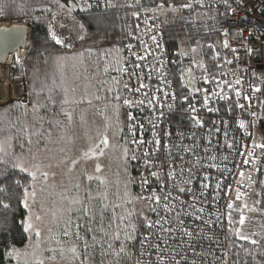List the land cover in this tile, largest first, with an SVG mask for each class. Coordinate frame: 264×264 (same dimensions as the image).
Segmentation results:
<instances>
[{
  "label": "trees",
  "instance_id": "obj_1",
  "mask_svg": "<svg viewBox=\"0 0 264 264\" xmlns=\"http://www.w3.org/2000/svg\"><path fill=\"white\" fill-rule=\"evenodd\" d=\"M233 1L234 0H228V6H225L220 0H204V6L194 4L193 8L190 10L181 9L177 12L161 14L157 10L158 6L161 4L165 7L170 5L179 7L181 4L190 2V0H140L139 3H137L136 0H59L60 4L65 5L63 9L58 6L55 0H0V6H2V12H0L1 17L4 19L28 18L30 28L29 50L24 61V66L28 74L30 92L34 105L32 108H27L20 102H12L0 110V114L6 109L10 110H8L6 117L11 126L9 127L11 132L17 134L14 137V149L15 147L17 148L18 141H21L24 146L23 148H26L28 145L27 138L31 136V132L24 129L21 124V127L18 125L20 115L19 119L15 121L16 113L21 114L28 122H31L37 117V119H43L47 124L53 122L54 125L55 122H62L63 125L64 122L66 123L68 121V116L72 115V111L66 112L64 108V106H67L65 101L68 99V93L65 94L60 86L56 88L53 86V81L55 80L57 84V79H59V74H57L58 69L61 68H59V66H63L65 61H74V58L79 57L84 62H87L93 73L96 74L98 70L100 71L103 78L102 84H104L105 87L109 84L113 87L112 78H121V74L116 71V68L119 66L118 61L123 59L125 45L132 39V35L129 36L128 33L131 32L134 34L136 26L140 25L151 11H155V18L162 26L165 48L170 63L172 61L177 62L176 64L171 63L173 73L172 79L175 90L179 97L188 95V73L185 72L183 79H181L178 69H194L197 67V65L189 60V55L193 53L191 51L192 48L197 49L196 53H193L194 57L197 60H202L207 65L206 67L210 69L213 68V57L216 51L218 52L220 50V57H224L221 50L224 41L220 36V31L227 17L229 5ZM86 2L90 3L92 7L86 8ZM73 3L77 4L78 7L73 9L71 13H68L67 8ZM109 4L113 5V7H109ZM82 8H84L83 11H81ZM45 9L48 10L46 11ZM134 12L138 13V15H132ZM54 14L60 17L62 15H71V18L76 20L74 23L76 30L74 28L72 33L74 42H72V39H70L67 34L62 32V29L64 30V27L66 28V25L62 24V22L60 24V28L62 27L60 30L62 36L60 35L59 37L63 39L65 43L57 45L51 40L48 30L49 25H51V28L54 26L52 21ZM80 24L84 25L83 29L80 28ZM80 37L83 38L81 39ZM209 45L213 47L209 48ZM181 53H187V55H182ZM59 61L61 63H59ZM105 68H107V72ZM20 70L21 69H15L14 72L19 73ZM91 85L96 87L95 84ZM48 88H52L51 93H48ZM83 92H87L86 87L83 88ZM115 93L116 91L110 93L108 88H106L105 100L109 99V94ZM45 94L48 95L46 96ZM103 94L104 93L100 95L96 94V96L99 97L97 98V102H102L101 96H105ZM80 95H82L83 98L87 94ZM93 102L96 103V100L88 104L92 109L95 108V105L92 104ZM41 103L42 105H40ZM119 103L123 105L122 100ZM48 105L50 106L49 109ZM60 106L61 108L63 107L62 110L59 109ZM76 106L77 105L73 104L72 107ZM100 106L101 105H97V109H101V111L106 107L105 110H103L104 118L102 120H104L106 115L110 114L112 106H108L107 104L102 108ZM23 107L27 108L25 112L22 110ZM97 109L95 108V110ZM72 110L74 111V109ZM123 110H125V108ZM125 121H127L126 114ZM26 124L28 125V123ZM18 128H21L20 131L22 132L27 131V135L19 132ZM35 134L37 133L35 132ZM124 134L127 144H129L126 124ZM93 152L103 154V151L100 149L99 152L97 149H94ZM13 157L15 156H11V158ZM8 162L0 153V188L5 189V191H0V264L4 263L9 258L8 253L11 252V249L21 247L25 244L28 237L34 234L32 230L29 232L27 229L30 228L28 224L29 213L23 202L25 199L24 190L27 189L28 194L32 192L33 178L27 170H21L13 162ZM130 169L132 171L131 175L138 181V168L131 165ZM261 180H264V169L259 171L258 184L253 196L255 202L257 200L260 201L258 206L264 209V184L260 183ZM136 186L137 183H134L135 193ZM91 188L89 184H86L85 191L81 194L82 202L80 203L82 207L79 210L72 211L68 220L71 219L74 223L77 221V218L80 217L82 218L80 221L82 223L83 208L87 206L93 209L97 216V221L93 226H98V213L102 203H106L109 206H111V204L105 202L106 200L104 201L102 197H96V190L91 192ZM101 189L104 190L103 185ZM94 196L97 198V201ZM95 201L97 202L96 204ZM4 205H8V207ZM116 211H119L118 215L124 212L119 207L116 208ZM126 212L128 213V209ZM104 215L105 224H107L108 218L112 216V211L107 210ZM123 215H126L125 212ZM238 220L239 215L233 214L234 222L228 225L230 264H264V225L258 226L255 231L256 233H254L251 239L241 240L235 234V229H241L242 226L239 225ZM58 228L65 229L63 226L54 227L51 231V236L56 238L59 230ZM141 228L142 229H139L136 233L137 239L130 242L128 254L123 255L121 264L136 263L138 241L141 234L144 232V227L141 226ZM97 235L99 236L100 234ZM86 239H88L91 244V234H89ZM121 239H123V235H121ZM253 240L259 241V243L253 244ZM98 246L100 245L97 244L95 246L98 252L96 256L98 258L95 264H100V262L104 261L109 264V261L117 259L114 254L101 256L100 247ZM104 247L106 248L107 245ZM114 247L118 249L119 242H116ZM245 249H247V251H245ZM93 252H95L94 249L91 250V253Z\"/></svg>",
  "mask_w": 264,
  "mask_h": 264
},
{
  "label": "built area",
  "instance_id": "obj_2",
  "mask_svg": "<svg viewBox=\"0 0 264 264\" xmlns=\"http://www.w3.org/2000/svg\"><path fill=\"white\" fill-rule=\"evenodd\" d=\"M155 17V11H151L148 16L143 19L142 23L136 26L134 34H132V39L125 45L123 57L128 55L126 46L129 43L133 45L134 51L140 50L141 40L151 48H154L155 45L152 44L151 37L156 36L157 41L163 46L161 49L165 53L163 59L168 63L171 69L170 59L165 48L163 29L160 22ZM22 22L28 23L24 20H22ZM220 36L223 41L227 40L229 44V47L225 48L222 46L221 48L224 57L221 58L220 55L216 57V51L214 54V64H217L218 67L211 69L207 67L210 73V78L207 81L203 79L197 80L195 87L201 89V91L194 93L189 91V94L191 93L189 101H191L192 96L196 98L194 101L198 109L196 115L204 121L203 126L193 124L189 118L191 114L186 111L189 101L183 100V96H178L174 82L172 87L170 89L166 88L165 91L175 93V100L171 98V95H169V97H164L162 94H158L159 102L156 104L157 111L155 112V116L158 117V131L162 133H172L171 137L162 136L161 143L167 147L161 149L159 158H163V155L169 150L174 151V149H171L172 145L182 143L191 147L194 143L192 139L193 132H195L196 137H198L196 142L199 143L201 147L195 149L194 152H174V155H182L184 157L182 160H176L174 167H176L177 170L181 165H183L185 169L190 167L189 161L194 162L197 156L206 157L209 154H215L217 157L214 161L203 159L201 163L204 167L200 169V176L192 180L191 184L182 186L186 188L191 187L198 193L200 178L206 174L210 181L208 189V194H210L215 189L216 180L223 179L221 172H224L225 168H227L231 170V172L228 173V181L232 183L233 187L220 190L222 198L218 203L211 202L210 198L208 204L202 205L206 209L205 213L199 214L204 217L203 220L185 218L187 226L194 234L191 239V247L181 243L182 239L188 241L189 238H181L179 233H176L174 236L164 234L160 239L152 238L150 240V244L159 243L162 249H167L159 253V255L165 257L164 264H174L171 259L173 256L177 260L181 259V257H186L187 264H192L193 261L195 264H230L228 245L229 220L227 213L231 211L232 214H238L234 209L241 208L246 218H252L251 222H247L244 226L252 224L255 231L258 226L264 223V212L259 210L254 212L249 211V209L253 208L262 209L253 200L258 184L259 171H252L254 165L251 161L255 159V167L264 169V148L258 147V145L264 144V0H234L231 2L224 25L220 31ZM136 37H139V39H136ZM232 49H235V52H233ZM218 52H220V50ZM193 57L194 54L191 53L189 55V60L192 61ZM148 59L151 61L152 57L149 56ZM228 61H231V63ZM193 70L196 77H202V69L195 67ZM148 71H151V69H145V72ZM169 78L172 79V76ZM124 79H127V76H125ZM237 80L240 81L239 84H236ZM224 81H227L232 87H228V84H225ZM145 82L151 84L153 87L158 86L156 85L154 77L151 81L145 79ZM130 85L135 87L137 82L133 80L130 82ZM205 89L210 95V100L207 107H201ZM257 89H259V91H257ZM145 91L150 92V90ZM237 91L240 92L239 96L236 95ZM213 92L227 95L228 99L221 100L219 95H211ZM122 94L130 99H136L139 95L136 94L134 96L128 92H123ZM245 97L248 98L245 99ZM237 102L243 104L244 108H239ZM168 105H172V108L169 109ZM123 107L126 113L131 112L137 119H140L141 122L145 124L143 133L144 139L146 141L150 140L152 138L151 125L143 119L144 116L149 115V112L146 110L141 113L138 108L126 105H123ZM209 109H219V111H209ZM160 112H163L164 115L160 116ZM251 113H255V117H253ZM214 121L216 122V127L220 128L219 132H215V130L212 129V123ZM225 121L228 122L227 137L224 135ZM242 121L244 127L240 126ZM210 129L213 132L211 136L212 148L211 153L206 154L203 151V147L208 144V133ZM178 131L185 134L182 141L175 135ZM136 135L137 138L140 137L139 130H137ZM127 137L131 148V154L136 152L137 155H140V150L137 148V145L131 143L132 134L129 132L128 127ZM228 144H233V147L229 148L227 146ZM145 147L151 150L152 145L145 144ZM249 152L252 153L251 156L248 155ZM222 156H226L227 159H222ZM245 159H248L250 162L248 164H243ZM130 163L139 170L136 186V195H139L141 193V188L138 183L140 175L142 172L147 175L148 172L142 167V160L130 159ZM212 163L217 164L218 167H207L208 164ZM238 165L241 167H238ZM240 170L245 171L246 176L243 178L244 182L242 184H236L235 180L239 178L238 172ZM249 171H251L253 179L257 181L252 184L251 187H248L249 181L247 180V173ZM166 172L167 167H165L161 175L167 183L169 181ZM233 173L237 175H233ZM187 176L188 173L185 171L184 176L181 177L177 175L174 182L181 181L187 178ZM150 179L151 188H155L159 193V186L156 179ZM236 188H239L241 192L247 193L248 195L243 196L241 200H236ZM150 191L151 189H149V192ZM224 192H227L228 200L223 199ZM144 195H148V192H145ZM177 195L182 200H191L190 193H173V196ZM227 202L233 203V210L227 209ZM244 203H247L248 208H243ZM153 206H155V204H153ZM149 218L155 219L156 214L150 212ZM165 227H168V225H165ZM158 228L159 225L152 229V231H156ZM144 235L145 229L138 241L137 260L140 261V264H161L158 260L156 249L151 248L149 245H145V249L141 248L140 240L143 239ZM165 239L168 240V244L164 243ZM172 249H175V251H172ZM145 250L146 254L141 255V252Z\"/></svg>",
  "mask_w": 264,
  "mask_h": 264
},
{
  "label": "snow or ice",
  "instance_id": "obj_3",
  "mask_svg": "<svg viewBox=\"0 0 264 264\" xmlns=\"http://www.w3.org/2000/svg\"><path fill=\"white\" fill-rule=\"evenodd\" d=\"M55 2L58 4V6L63 9L65 8V5L60 4L59 0H55ZM137 3L140 2V0H136ZM225 6H228V0H220ZM194 4L204 6V0H190L188 3L181 4L179 8L170 5L169 10L172 12L180 11L181 9H192ZM109 7H113V5L109 4ZM78 7L77 4H71L70 7L67 8L68 13H71L73 9ZM86 8H91L92 5L90 3L85 4ZM161 9H163V4L159 5ZM46 11L48 9H45ZM84 8L81 9L83 11ZM0 12H2V6H0ZM55 15V14H54ZM132 15H138V13H132ZM80 28L83 29L84 25L80 24ZM49 35L51 37V40L54 41L57 45L64 44V40L61 39L57 33L52 30L51 25H49ZM226 34V33H225ZM129 36L132 35L131 32L128 33ZM81 39L83 37H80ZM136 39H139V37H136ZM152 44L155 45L154 48H151L149 45L145 44L142 40L140 41L141 48L139 51L133 50V45L129 43L127 47L128 55L124 56L121 61H118V67L116 68V71L121 74L120 79H116L115 77L112 78V85L113 87H109L108 91H116V95L114 96V99L118 102L115 105H113L114 110L117 113V116H119V109L121 107L120 101L122 100L123 105L129 106V107H136L138 110L143 113L144 111H148L149 115L144 116L143 119L147 121L149 125H151V136L152 138L150 140L144 139V130H145V124L141 122L140 119H137L136 116H134L131 112L126 113V119L128 121L127 127L129 132L132 134V140L131 143L137 145V148L140 150V155H137L136 152H133L131 154L130 159L131 160H142V167L147 170L148 174L145 175L144 172L140 175L139 185L141 188V193L137 195L134 199L141 202H147V209L151 213L156 214L155 219H150L148 215L145 214L143 210H141L138 214L136 219L140 221L142 226L145 229V235L143 239L140 240L141 248L145 249V245H149L151 248L157 250V256L158 260L161 262V264H164L165 257L163 255H159L160 252L166 251L167 249H162L161 245L159 243L150 244V240L152 238L160 239L163 237L164 234H167L168 236H174L176 233H179L181 238L188 237V241L181 240L182 244H187L189 247H191V239L193 238L194 234L190 230V228L186 224L185 218L195 219V220H203V216L199 215L202 213H205L206 209L202 206L203 204H208L210 202L218 203L221 197V191L224 188H232L233 185L228 181V173L231 172L230 169L225 168L224 172H221V176L223 179H217L215 183V189L212 193L208 194L209 189V177L208 175H203L200 178V187L198 193L195 192L191 187H184L182 185H189L192 183V180L196 179L198 176H200V169L204 167V165L201 163L203 159L207 160H216L217 157L215 154H209L206 157L197 156L195 161H189V164L191 165L187 169L183 165L179 167L177 170L174 165L176 164L177 159H183L184 157L182 155L176 156L175 153H190L194 152L195 149H198L201 147L199 143L196 141L198 140V137H196L195 132L192 133V139L194 143L191 147L184 144H175L171 146V149L169 150L165 155H163V158H159L161 154V149L163 147H167L166 145H162L161 138L163 137H171V132H161L157 129V121L158 117L155 116L156 104L158 101V94H162L164 97H169L171 95V98L175 100L176 96L175 93H170L169 91H165L166 88L170 89L172 87L173 81L169 77L173 75L171 72V69L169 68L168 63H166L163 59L165 53L161 50L162 45L157 41L156 36L151 37ZM223 46L225 48L229 47L228 41L225 40L223 43ZM209 48H212V45L208 46ZM191 51L193 53H196L197 49L192 48ZM233 52H235V49H232ZM182 55H187V53H181ZM220 55L219 52L215 54L216 57ZM149 56L152 57V60L149 61ZM131 58V59H130ZM215 59V57H214ZM231 63V61H228ZM171 63L176 64V61H172ZM192 63L197 65L200 69L203 70L202 77H196L193 74V70L191 68H180L178 71L180 72L181 79H183L184 73H188V80L190 82V87L192 93L201 91V89L195 87V83L198 79H203L207 81L210 78L209 69L206 67L205 63L202 60H197L195 57L192 59ZM213 68L218 67L217 64L212 65ZM145 69H151V71L145 72ZM105 71L107 72V68H105ZM127 76V79H124V77ZM155 78L156 81V87H153L151 84L146 83L145 79L151 81ZM214 78V77H213ZM135 80L137 82V85L135 87H132L130 85V82ZM225 84H228L227 81H224ZM240 81L237 80L236 84H239ZM228 87H232L231 84H228ZM145 90H150L145 91ZM259 91V89H257ZM123 92H128L131 95H138V98L136 99H130L122 95ZM205 94L203 96V104L201 107H207L210 95L207 93V90H204ZM189 95H185L182 97L183 100L189 101ZM211 95H219L221 100H227V95H222L220 93H211ZM236 95L239 96L240 92L237 91ZM142 97V98H140ZM99 98V97H97ZM248 97H245L247 99ZM195 96H192L191 101L188 103L187 112H189L190 119L193 122V124L198 126H203L204 121L200 119L196 113L198 111L194 101ZM67 103V101H65ZM237 106L241 109L244 108L243 104H239L237 102ZM168 108L171 109L172 105H168ZM209 111H219V109H209ZM160 116L164 115L163 112L159 113ZM253 117H255V113H251ZM225 137L228 136V122L225 121ZM241 127H244L243 121L240 124ZM212 129L215 130V132H219L220 128L216 127V122L214 121L212 123ZM137 130L140 132V137L137 138ZM181 141L184 139V133L183 132H177L175 134ZM213 135L212 130H209L208 136V144L203 147L204 153H211L212 148V142H211V136ZM103 143L107 145L108 141L107 138L103 140ZM145 144L152 145L151 150H149L147 147H145ZM229 148L233 147V144L227 145ZM260 148H264V144L258 145ZM102 154V153H101ZM127 149H125V155H127ZM249 156L252 155L251 152L248 153ZM222 159H227L226 156H222ZM250 161L248 159H245L243 161V164H248ZM251 163L254 165L252 171H261V169L255 167L256 161L253 159ZM165 167H167L166 176L168 178L169 182H165L164 178L162 177L161 173L164 172ZM207 167L211 168H217V164H208ZM238 167H241L238 165ZM155 169V170H153ZM23 170V169H22ZM97 171H99V166H97ZM127 172V168L125 169ZM187 171L188 176L187 178L182 179L181 181L174 182L177 175H180L181 177L184 176V172ZM34 175V174H33ZM233 175H237L233 173ZM246 176L245 171L240 170L238 172V177L235 180L236 184H242L243 178ZM155 178L158 186H159V193L155 188H151V179ZM89 179H92V177H89ZM247 180L249 181L248 187H251L252 184L256 183L257 181L253 179L251 171L247 173ZM103 182V181H101ZM137 183V181L134 178H131L127 181V184ZM261 184H264V180L260 181ZM127 184L125 187H127ZM149 189L151 191L149 192ZM0 191H5V189L0 188ZM145 192H148V195H144ZM174 192L178 193H190L191 194V200L185 201L179 198V196H173ZM33 196H35V193H32ZM126 195H130L129 193H126ZM245 195H248L247 193H243L240 191L239 188L235 189V199L241 200V198ZM27 196L28 192L27 189L24 190V204L25 207H27ZM171 198V199H170ZM223 199L228 200V194L227 192H224ZM132 201L129 200L128 203H131ZM257 204L260 203L259 200L256 201ZM155 204V206H153ZM5 207H8V205H4ZM117 206H112V216L108 218L107 224H105V211L109 210V205L106 203H102L100 212H99V223L98 226L94 227L93 225L97 221V216L93 209H90L89 207L85 206L83 208V222L81 223L80 217L77 218V221L73 223L71 219H69L66 223L65 230L63 231V236L69 237L68 243L71 245L70 248H68V251L73 254L75 258H79L81 255L83 256V259H81L80 264H93V254L89 251L90 249H94L97 244L100 245V255L106 256L108 254H114L117 259L114 261V264H121V259L123 255L128 254V249L130 247V242L135 241L137 239L136 233L138 231V224L136 221L132 219V213H128L127 215H116L115 208ZM227 209L233 210L234 205L232 202H227L226 204ZM243 208H248L247 203L243 204ZM262 211L264 212V209H249L250 212L254 211ZM234 211L239 214V225H245L246 220L247 222H251V217L246 218L241 208H235ZM163 213V214H161ZM229 224H232L233 221V214L232 212L227 213ZM119 221V223H116ZM127 221V223H125ZM159 225V228L156 229V231H152V229L156 228V226ZM165 225H168V227H165ZM74 229V230H73ZM81 229H83V233L81 232ZM91 234V244L89 243L88 239L86 237ZM97 234H100L99 236ZM235 234L241 239V240H248L249 236L244 235L243 231L239 228L235 229ZM37 235L39 233L37 232ZM121 235H123V239H121ZM83 241L82 245H80L83 248V253L78 251L77 245ZM116 242H119V248H115L114 245ZM165 244H168V240H164ZM253 244H258L259 241L253 240ZM107 245L105 248L104 246ZM63 251V249L61 250ZM172 251H175V249H172ZM247 251V249H245ZM16 253L15 248L12 249L11 252H9V256ZM146 250L141 252V255H145ZM174 264H187L186 257H181V259L177 260L174 256L171 258ZM42 264V262H41ZM103 264V262H101ZM136 264H140V261L137 260ZM192 264H195L193 261Z\"/></svg>",
  "mask_w": 264,
  "mask_h": 264
},
{
  "label": "rangeland",
  "instance_id": "obj_4",
  "mask_svg": "<svg viewBox=\"0 0 264 264\" xmlns=\"http://www.w3.org/2000/svg\"><path fill=\"white\" fill-rule=\"evenodd\" d=\"M157 10L161 14L172 12L169 10V6H163V9L158 6ZM20 20L29 23L28 18L4 19L0 16V27L3 26V23L18 22ZM52 21L54 23L52 30L55 29L58 36L61 35V22L66 25V28L63 25L64 30L62 29V32L67 34L69 38L72 39V42H74L72 33L74 28L76 30L74 24L76 20H74V18L72 19L71 15H62L60 17L55 14ZM28 50L29 48L24 49V52L21 50L19 54H10L6 65L10 66L11 69L10 79L12 81L14 94L16 97L20 98V101L13 102H20L23 106L32 108L34 102L32 101V94L30 92L28 74L24 66ZM59 63L61 62L59 61ZM59 68L60 69L57 71L59 79H57V84L55 80L53 81V86L54 88L60 86L65 94L68 93L67 106H64V108L66 112L72 111V115L68 116V121L66 123L64 122L62 125V122H55L54 125L52 122L48 123V125L43 119H37V117L31 122H28L21 114L16 113L15 121L19 119L20 115L18 125L21 124L24 129L31 132V136L27 138L28 145L26 148H23V143L18 141L20 149L17 146L15 150L13 146L14 137L17 134H13L9 128L11 126L6 117L9 109H6L0 114V153L7 162L11 161L21 170H27L33 178L32 192L28 194L26 200V208L29 213L28 224L30 227L27 229L29 232L32 230L36 234L38 232L39 236L52 235L51 228L58 226L66 227V223L72 211L79 210L82 207L80 203L82 202L81 194L85 191L86 184L88 185L91 181H95L107 188L114 179L113 167L115 170L118 168L123 169L124 165L127 166V158L130 162L131 155V148L130 145L127 144V141L123 142L124 139L120 138L119 135L118 141V139H116L117 137L115 138L114 134L111 133L112 108L111 114L106 115L104 120H102L104 118L103 110L97 109V105H102V102H97L96 94H106V88L111 87L110 84L106 87L102 84L103 78L100 71L98 70L96 74L93 73L87 62H84L79 57L74 58V61H65L63 66H59ZM15 69L21 70L19 73H15ZM91 84H95L96 87H93ZM84 87H86V93L83 92ZM51 91L52 88H48V93H51ZM0 92L1 96L4 97L5 89L3 84L0 87ZM80 94L87 95L82 98ZM45 95L47 96L48 94ZM94 100H96V103L93 102L92 104L95 105L94 107L97 110H95V108L92 109V107L90 108L88 105ZM73 104L77 106L72 107ZM40 105H42V103ZM109 105H111V103H109ZM26 107L22 108L24 112L27 110ZM49 108L50 106L48 105V109ZM1 109L2 108H0V110ZM59 109L62 110L63 107L61 108L60 106ZM72 109H74V111ZM124 111L125 110H123V117L125 121L126 112L124 113ZM26 123H28V125ZM126 123L127 121L124 122V124ZM20 130L21 128H18L19 132L27 135V131L22 132ZM35 132L37 134H35ZM105 137L108 141L107 145L103 143ZM113 138L115 139V143L117 140V146L113 143ZM94 149H97L98 152L99 149L102 150V156L101 154L93 152ZM125 149H127V155H125ZM13 155L15 157L11 158ZM97 166H99V171H97ZM89 177H92V179H89ZM33 192L35 196L32 195ZM135 194L133 195L132 189L130 195H126L122 200L119 199V201L117 197L116 201L109 203L111 204L109 210L112 209V206L118 205L126 215L132 213L133 218L136 217L141 210L145 211L147 208L145 205L143 208L141 201L134 199L136 197ZM95 195L96 197H102L103 200L107 202L105 190L97 189ZM96 197L95 199H97ZM129 200L132 202L128 203ZM125 207L128 209V213ZM116 208V215L119 216V211H116ZM124 212H122L121 215H123ZM116 223H119V221ZM125 223H127V221H125ZM262 224L264 225V223ZM141 226L142 224L139 221L138 230L142 229ZM241 229L243 230V234H247L250 239L253 237L254 233H256L252 224L248 226L243 225ZM34 239V237L29 236L22 246H25L29 240L32 241ZM47 243V241H44L42 248H39L37 253L32 254L34 258L33 262H38L39 264H41V262L42 264H60V260H64L62 257L66 255V249L63 246L61 247L55 240L49 245L48 250H46L45 247L48 245ZM29 244L32 243L30 242ZM62 249L63 251H61ZM58 256H61V259H59ZM16 257L17 255L13 254L9 256L8 260ZM21 257L27 258L25 254H22ZM67 257L68 258H66L64 262L62 261L61 264H76L71 253ZM31 260L32 259H26V262H30Z\"/></svg>",
  "mask_w": 264,
  "mask_h": 264
},
{
  "label": "flooded vegetation",
  "instance_id": "obj_5",
  "mask_svg": "<svg viewBox=\"0 0 264 264\" xmlns=\"http://www.w3.org/2000/svg\"><path fill=\"white\" fill-rule=\"evenodd\" d=\"M105 96H101L102 98V105L100 106L101 108L107 104L109 106V103H111V106L112 105H115L116 103H118L115 99H114V96L116 95L115 94H109V99L105 100L106 99V94H103ZM123 105H121L120 109H119V116H117V113L116 111L114 110L113 106H112V123H111V133L114 134V137L116 139H118L119 141V138H118V135L120 136V138H123V142H126V139H125V134H124V128H125V124H124V117H123ZM106 108V107H105ZM105 108L103 110H105ZM110 114H111V111H110ZM122 114V115H121ZM104 117V116H103ZM112 139V137H111ZM113 143L115 144V146H117V140H116V143H115V139L113 138ZM127 148H128V145H127ZM127 158V156H126ZM126 161V160H125ZM130 162L127 158V166H123V169H117L115 170L114 167H113V171H114V179H113V182H111L109 184V186L107 188H105L104 186V190L106 192V195H107V202L109 200L108 203H112L114 201L117 200V197H118V200H122L123 198H125L126 196V193H129L131 192V190L133 189V195L135 194L134 192V183L132 184H127V181L131 178H133V176L131 175L132 171L130 169ZM127 168V172L125 171V169ZM127 184V187H125V185ZM89 187H92L90 189L91 192H93V190H97V189H101L102 188V185L99 183V182H91L89 184ZM136 195V194H135ZM137 196V195H136ZM97 201V199H95ZM119 200V201H120ZM95 201V204L97 203ZM117 201V202H119ZM123 204V202H122ZM142 205H143V208H144V205L145 207L147 208V203L145 202H142ZM126 208V207H125ZM146 215L149 214V211L148 209L144 211ZM137 217V216H136ZM136 217L132 218L134 221L137 222L138 224V227H139V220L136 219ZM75 223V222H74ZM58 234L55 237L51 236V235H37L36 233H34L33 235H30V237H34L36 236V238L34 240H29L28 243L25 245V246H21V247H18L17 249L15 248L16 250V253H14V255H17L16 258H13L11 260H6L4 263L2 264H39L38 262H33V257H32V254L34 253H37L38 249L39 248H42V245H43V242L44 241H47L48 245L45 247L46 250H48V247L51 243H53L55 240L57 241L58 244H60V246L64 247L66 249V255L64 257H62L64 260H62L59 256L58 258L61 259L60 260V264L61 262L65 261L66 258H68L67 256L71 253V252H67L68 251V248L71 247V245L68 243V240H69V237H65L63 236V231L65 229H60L58 228ZM53 230V228H51V231ZM74 230V229H73ZM81 232L83 233V229H81ZM32 243V244H29V243ZM83 241H81L78 245H77V248H78V251L83 253V248L80 246L82 245ZM31 246V247H30ZM100 247V246H98ZM92 250V249H91ZM91 250H89L91 252ZM95 252H93V264H95L96 262V259L98 257L97 256V249L94 248ZM22 254H25L27 258H22L21 255ZM72 254V253H71ZM95 254V256H94ZM73 255V254H72ZM74 257V256H73ZM26 259H32L30 262H26ZM74 261L76 264H80V261L81 259H83V256L81 255L79 258H75L74 257ZM109 264H114V261H109L108 262ZM101 264V262H100ZM103 264H107L105 263V261L103 262Z\"/></svg>",
  "mask_w": 264,
  "mask_h": 264
},
{
  "label": "water",
  "instance_id": "obj_6",
  "mask_svg": "<svg viewBox=\"0 0 264 264\" xmlns=\"http://www.w3.org/2000/svg\"><path fill=\"white\" fill-rule=\"evenodd\" d=\"M29 29V24L22 21L11 22L7 26L0 27V87L3 84L5 89L4 97L0 92V108L13 101H20V98L14 94L10 79L11 69L6 63L10 54H19L22 49L29 48ZM188 86L191 91L189 80Z\"/></svg>",
  "mask_w": 264,
  "mask_h": 264
},
{
  "label": "bare ground",
  "instance_id": "obj_7",
  "mask_svg": "<svg viewBox=\"0 0 264 264\" xmlns=\"http://www.w3.org/2000/svg\"><path fill=\"white\" fill-rule=\"evenodd\" d=\"M8 24H9V23H7V22H6V23H3V26H7ZM3 26H2V27H3ZM22 52H24V49H22Z\"/></svg>",
  "mask_w": 264,
  "mask_h": 264
},
{
  "label": "clouds",
  "instance_id": "obj_8",
  "mask_svg": "<svg viewBox=\"0 0 264 264\" xmlns=\"http://www.w3.org/2000/svg\"><path fill=\"white\" fill-rule=\"evenodd\" d=\"M126 125H127V123H126Z\"/></svg>",
  "mask_w": 264,
  "mask_h": 264
}]
</instances>
